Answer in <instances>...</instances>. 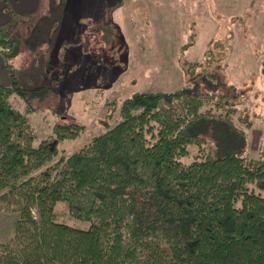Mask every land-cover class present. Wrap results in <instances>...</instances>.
Segmentation results:
<instances>
[{
	"label": "trees",
	"instance_id": "16d2710c",
	"mask_svg": "<svg viewBox=\"0 0 264 264\" xmlns=\"http://www.w3.org/2000/svg\"><path fill=\"white\" fill-rule=\"evenodd\" d=\"M11 15L0 23V53L12 76L11 84H0V205L20 216L14 236L0 242V264H264V150L258 158L244 155L246 133L233 123L237 109L228 94L191 82L135 92L113 101L115 125L61 154L60 141L76 139L86 127L57 121L36 143L31 100L47 89L17 79L22 22ZM218 47L226 57L229 47ZM207 55L212 67L215 52ZM180 60L187 75L197 73L200 62ZM214 66L202 76L217 85L220 65ZM261 70L264 77V58ZM14 94L25 101L23 110ZM243 120L253 125L248 112ZM203 122L242 147L215 154L210 147L185 163L191 146L209 145L199 132ZM61 203L71 218L90 225L60 219Z\"/></svg>",
	"mask_w": 264,
	"mask_h": 264
},
{
	"label": "rangeland",
	"instance_id": "374dc122",
	"mask_svg": "<svg viewBox=\"0 0 264 264\" xmlns=\"http://www.w3.org/2000/svg\"><path fill=\"white\" fill-rule=\"evenodd\" d=\"M84 2L55 0L53 5L41 0L33 19L19 24L17 33L23 45L13 61L17 79L25 87L47 89L31 100L35 109L29 116L39 136L36 143L52 134L57 121H78L86 127L80 136L59 143L61 154L70 155L108 125L116 124L119 115L113 101L119 103L135 92L173 91L191 82L194 88L229 95L230 106L237 109L233 123L246 133L243 153L249 158L260 157L264 150V0ZM34 19L38 25L32 23V27ZM62 19L66 25H61ZM189 41L194 44L185 49ZM218 43L229 47L226 57L218 51ZM209 49L215 52L212 67L207 65ZM180 58L200 62L197 73L187 75L184 68L188 65ZM0 59V84H11V71L1 53ZM88 59L92 60L86 66ZM214 65H220L217 85L202 76ZM224 81L238 86L239 91ZM11 100L23 110L22 98L14 94ZM247 112L253 121L250 128L243 120ZM206 129L203 122L199 132L209 139V145L203 149L191 146L189 156L183 158L185 163L210 147L214 154L232 146L242 147L240 142L223 137L215 125ZM57 209L62 220L84 228L90 225L71 218L67 203ZM33 212L38 217V210ZM19 216L18 210L0 205V242L14 236Z\"/></svg>",
	"mask_w": 264,
	"mask_h": 264
},
{
	"label": "crops",
	"instance_id": "0c3cea01",
	"mask_svg": "<svg viewBox=\"0 0 264 264\" xmlns=\"http://www.w3.org/2000/svg\"><path fill=\"white\" fill-rule=\"evenodd\" d=\"M48 1H50V3L53 4L55 0H48ZM58 1H62V0H58ZM84 1H85L84 3L87 4L91 2L92 0H84ZM40 5H41V0H0V23H6L12 20L13 19V16L11 15L12 11L16 12L17 16L21 19V22L29 20V17L33 19L32 17L34 16L35 12L39 10ZM95 12L96 13L99 12V9ZM120 15L121 13L118 16ZM120 17H122V15ZM32 23L33 24L35 23V25H38V19L37 20L34 19V21L31 20V25L32 27H34ZM63 24L66 25L64 20H63V23H61V25ZM25 27H27L28 29V27L30 26L27 24ZM79 27H81V24L78 25V28ZM90 60L89 59L87 60L86 66L87 64H89Z\"/></svg>",
	"mask_w": 264,
	"mask_h": 264
}]
</instances>
